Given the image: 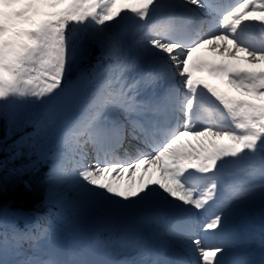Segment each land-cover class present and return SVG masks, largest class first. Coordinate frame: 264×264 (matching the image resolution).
I'll list each match as a JSON object with an SVG mask.
<instances>
[{"label": "snow or ice", "instance_id": "6c2138e0", "mask_svg": "<svg viewBox=\"0 0 264 264\" xmlns=\"http://www.w3.org/2000/svg\"><path fill=\"white\" fill-rule=\"evenodd\" d=\"M117 3L0 0V118L33 129L8 146L11 158L27 147L25 167H46L61 211L103 213L89 243L66 254L41 250L51 220L18 229L0 218V264H264V223L259 261L246 249L252 233L232 223L255 200L264 205V103L194 81L190 71L207 67L264 100V69L193 57L208 45L264 61V0ZM42 4L65 7L35 23ZM26 105L34 110L21 117ZM188 135L197 145L182 140ZM141 166L157 167L160 178L141 175L139 187L103 181ZM130 218L181 238L188 258L104 227Z\"/></svg>", "mask_w": 264, "mask_h": 264}, {"label": "bare ground", "instance_id": "6f19581e", "mask_svg": "<svg viewBox=\"0 0 264 264\" xmlns=\"http://www.w3.org/2000/svg\"><path fill=\"white\" fill-rule=\"evenodd\" d=\"M117 8L123 7L121 5H116ZM115 11V9H114ZM219 43V42H218ZM228 46L231 47V43L228 42ZM203 50L205 54L211 53L208 56L212 57V54H218L217 58H222L224 62L227 63H240L245 64L250 69H264V61H261L259 63L249 62V60L245 59L246 53L243 51H233L232 53H223L222 50H218L213 46L204 45L201 48L197 49L195 53H193V57H197V53L199 50ZM201 67H196L190 64V71L200 69ZM218 91H221L217 88ZM224 93H227L230 96L236 97L238 99H247L252 100L255 103H258L259 101L256 100L252 95H248L245 93H232L230 91H221ZM248 97V98H246ZM193 137V136H192ZM203 139V138H201ZM195 143L197 145V138H195ZM193 145V144H192ZM141 175H143V180L147 181L149 178L152 180H156L160 178V171L157 167L152 166L147 169V171L144 170V167H140L135 169L131 174L129 172H125L122 176L113 177V174L108 173L105 174L103 177V181L108 179H114L115 183H118L121 187L126 185H132L133 187H139L142 184L141 181ZM260 208L258 209L256 207L257 213L256 216L259 217L258 219H254L251 213L249 212L248 208L246 209L243 216H241L240 213H237L235 218L241 217V219L237 222H232L233 225H237V227H242L244 229H247V225L250 224L251 226H255L256 230H259L260 227H258L255 224H258L261 221H264V205L259 204ZM136 218H130L127 220H115V225L118 229L123 228V230H126L127 238L131 242L136 239L137 236H142L145 242L146 247L151 250L155 251L160 248V246L163 244V241L167 239V241L172 242L171 236L167 235H157L159 229L158 226L155 223H144L141 225L134 224L132 226V230H129L130 223L134 222ZM124 221H127V225L124 226ZM92 223V222H90ZM90 223L84 222L82 225L77 226V229L73 228L72 235H66V232H63V236L55 235L51 238V240H45L44 247L42 251H49V250H55L60 253L66 254L69 251H75L79 252L86 244L89 243V238L91 237L93 231V228ZM119 224V226H118ZM256 238H259V232L256 235ZM76 240V243L75 241ZM247 245H251L252 242L247 241ZM168 246V245H167ZM73 247V248H72ZM168 248V247H167ZM73 249V250H71ZM168 251L171 254H174L175 257H179V254H177V251H172L168 248Z\"/></svg>", "mask_w": 264, "mask_h": 264}, {"label": "trees", "instance_id": "16d2710c", "mask_svg": "<svg viewBox=\"0 0 264 264\" xmlns=\"http://www.w3.org/2000/svg\"><path fill=\"white\" fill-rule=\"evenodd\" d=\"M16 125L10 124L9 121L0 118V145L5 147L2 140L7 131H14ZM4 142V143H3ZM28 164L21 157L11 158L8 149L0 150V207L4 205L33 207L38 204L41 194L36 193L34 187H25L24 179L22 180L23 171L33 172V168L27 170L25 165ZM44 168H40L37 174L40 176ZM43 182V181H41Z\"/></svg>", "mask_w": 264, "mask_h": 264}, {"label": "rangeland", "instance_id": "374dc122", "mask_svg": "<svg viewBox=\"0 0 264 264\" xmlns=\"http://www.w3.org/2000/svg\"><path fill=\"white\" fill-rule=\"evenodd\" d=\"M46 6H48V4H42L40 6V9H41L40 14L33 16V21L35 23H38L43 18L44 19L50 18L47 15L48 13H59L61 11V9L64 8V7H61V4H60L59 6H56V7L50 6V7L54 8V9H52L51 11H49V10L47 11ZM35 23H26L23 26L24 27H34L35 26ZM46 199H47L48 206L50 207L51 210H52V207H51V204L52 203H50V202H53L54 205L57 204V208H60L58 202L56 201V199L54 198V196L52 195L51 192H49L47 194V198ZM66 211H69L72 216L77 215L76 217H74L75 218V221H71L73 219L62 218L60 215L53 213L51 215V219L52 220L53 219H57V220H53L52 233H53V231L55 229L64 228V225H65L64 223L65 222L70 223L72 226L73 225H78L79 226V225H81L85 221V218H87V217H90V219H88L89 222H86L87 224L90 223V222L95 223L94 225L92 223H90L91 226H92V228H93V226H96V224L99 223V220H100V218L103 215L102 210L97 209L95 207H86L84 209H80L78 213H76V210H67L66 209ZM6 213L2 212L0 218L4 219L8 224L14 225L15 224L14 223V220H12V218H9L8 217V215H9L8 212H6ZM39 215H40L41 218L43 217L41 214H39V211H38V213L36 214V216H39ZM59 216L61 217L60 220H58L59 219ZM57 221H59V224H57V225L54 226V224L57 223ZM104 227H105V229L112 228L111 222L106 223L104 225ZM18 257L20 258V257H22V255H19Z\"/></svg>", "mask_w": 264, "mask_h": 264}]
</instances>
